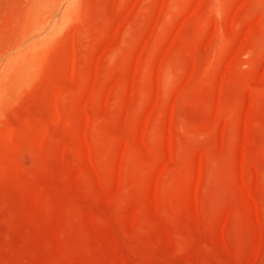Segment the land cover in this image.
I'll return each instance as SVG.
<instances>
[{
    "label": "rangeland",
    "instance_id": "374dc122",
    "mask_svg": "<svg viewBox=\"0 0 264 264\" xmlns=\"http://www.w3.org/2000/svg\"><path fill=\"white\" fill-rule=\"evenodd\" d=\"M0 264H264V0H0Z\"/></svg>",
    "mask_w": 264,
    "mask_h": 264
},
{
    "label": "bare ground",
    "instance_id": "6f19581e",
    "mask_svg": "<svg viewBox=\"0 0 264 264\" xmlns=\"http://www.w3.org/2000/svg\"><path fill=\"white\" fill-rule=\"evenodd\" d=\"M7 66V65H6Z\"/></svg>",
    "mask_w": 264,
    "mask_h": 264
}]
</instances>
